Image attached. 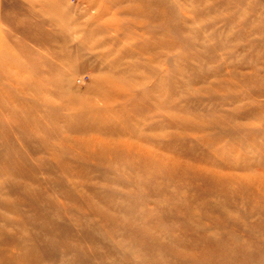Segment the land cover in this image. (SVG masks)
<instances>
[{
    "label": "rangeland",
    "instance_id": "rangeland-1",
    "mask_svg": "<svg viewBox=\"0 0 264 264\" xmlns=\"http://www.w3.org/2000/svg\"><path fill=\"white\" fill-rule=\"evenodd\" d=\"M11 261L264 264V0H0Z\"/></svg>",
    "mask_w": 264,
    "mask_h": 264
},
{
    "label": "bare ground",
    "instance_id": "bare-ground-1",
    "mask_svg": "<svg viewBox=\"0 0 264 264\" xmlns=\"http://www.w3.org/2000/svg\"><path fill=\"white\" fill-rule=\"evenodd\" d=\"M107 144H109L110 145V142L108 143L107 142ZM14 167V169H16V170H19V171H21V168L19 169L17 166H14V164H12V166H10V167H8V166H4V168L6 169V171H8V173H9V171H11V168H13ZM13 174H15L14 172H11V175H13ZM205 253L207 252V251H204ZM24 257H26V256H24ZM25 260H26V258H25ZM3 263V262H2ZM1 263V264H2ZM5 263V262H4ZM12 263V261L10 262V264ZM5 264H7V262L5 263Z\"/></svg>",
    "mask_w": 264,
    "mask_h": 264
}]
</instances>
